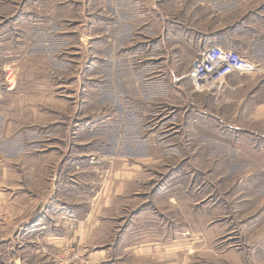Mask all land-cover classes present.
Segmentation results:
<instances>
[{
    "label": "rangeland",
    "instance_id": "1",
    "mask_svg": "<svg viewBox=\"0 0 264 264\" xmlns=\"http://www.w3.org/2000/svg\"><path fill=\"white\" fill-rule=\"evenodd\" d=\"M101 10L96 0H0V152L45 159V264H88L86 252L125 231L160 243L163 262L148 264H264V133L228 128L219 114L233 103L191 81L206 31L245 8L181 0L176 37L147 38L139 55L107 49ZM103 189L120 191L118 225L92 246L53 244Z\"/></svg>",
    "mask_w": 264,
    "mask_h": 264
},
{
    "label": "crops",
    "instance_id": "2",
    "mask_svg": "<svg viewBox=\"0 0 264 264\" xmlns=\"http://www.w3.org/2000/svg\"><path fill=\"white\" fill-rule=\"evenodd\" d=\"M96 1L102 9L101 15L105 16V22L97 24L96 30L98 26L104 27L106 46L109 49L111 45L113 54L122 45L128 54L139 55L146 49L147 38L164 34L172 39L178 34L177 14L181 0ZM214 4L219 8L228 5L233 11L244 7L245 11L231 23L219 19L215 28L207 30V46L217 44L241 54L264 55V0H214ZM239 35L249 40L236 39ZM130 57L127 55V61ZM259 59H263L262 56ZM259 66L251 74L230 73L214 92H204L208 96H217V100L221 96L219 103H233L227 112L224 110L219 115L232 119L224 121L225 125L241 133H264V64L259 63ZM249 102L253 104L248 105ZM18 162L21 167L16 166ZM125 162L130 166L128 160ZM118 191L103 189L96 192V202L83 209L85 218L76 224L74 228L77 229L64 228V234L56 229L52 235L53 244L75 243L76 249L79 245L92 246L97 240V232L107 237L108 231L118 225L112 224L114 216L111 217L110 211ZM73 211L78 212L77 209ZM41 219H45V159H16L0 152V250L3 251L0 255L5 256L8 263L45 264V221ZM130 233H118L110 245L105 247L103 244L104 247L88 254L86 248L78 249L79 254L86 252L88 264H148L153 258L163 262L160 243L141 244L137 242L138 234L130 236ZM171 258L166 256L167 260ZM164 264L172 262L164 260Z\"/></svg>",
    "mask_w": 264,
    "mask_h": 264
},
{
    "label": "built area",
    "instance_id": "3",
    "mask_svg": "<svg viewBox=\"0 0 264 264\" xmlns=\"http://www.w3.org/2000/svg\"><path fill=\"white\" fill-rule=\"evenodd\" d=\"M256 70L257 64L243 54L211 44L195 58L192 68V87L197 92H214L228 74L236 71L252 73Z\"/></svg>",
    "mask_w": 264,
    "mask_h": 264
}]
</instances>
